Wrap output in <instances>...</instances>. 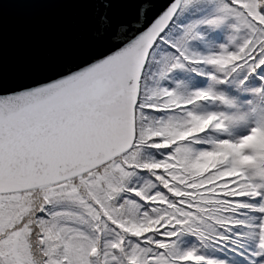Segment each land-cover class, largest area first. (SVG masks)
<instances>
[{
  "label": "snow or ice",
  "instance_id": "obj_1",
  "mask_svg": "<svg viewBox=\"0 0 264 264\" xmlns=\"http://www.w3.org/2000/svg\"><path fill=\"white\" fill-rule=\"evenodd\" d=\"M0 264H264V0H0Z\"/></svg>",
  "mask_w": 264,
  "mask_h": 264
},
{
  "label": "water",
  "instance_id": "obj_2",
  "mask_svg": "<svg viewBox=\"0 0 264 264\" xmlns=\"http://www.w3.org/2000/svg\"><path fill=\"white\" fill-rule=\"evenodd\" d=\"M19 15H20V13L14 11V12L11 14V17H10L11 22L15 23L16 20L18 19Z\"/></svg>",
  "mask_w": 264,
  "mask_h": 264
}]
</instances>
